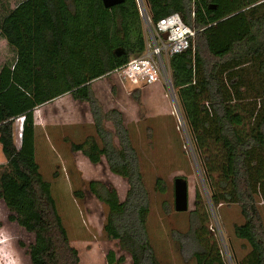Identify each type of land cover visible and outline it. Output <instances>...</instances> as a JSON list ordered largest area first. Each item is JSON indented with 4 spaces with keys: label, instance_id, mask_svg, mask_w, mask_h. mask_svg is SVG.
<instances>
[{
    "label": "trees",
    "instance_id": "16d2710c",
    "mask_svg": "<svg viewBox=\"0 0 264 264\" xmlns=\"http://www.w3.org/2000/svg\"><path fill=\"white\" fill-rule=\"evenodd\" d=\"M152 21L170 13L200 29L188 49L169 56L167 71L203 178L195 190L190 225L194 264H264V0H144ZM194 13L193 17L191 13ZM0 35L16 52L0 68V199L12 218L34 236L32 264H80L50 183L35 159L33 110L69 93L89 105L95 136L71 143L95 164L126 179L120 200L113 188L91 180L89 190L107 207L105 235L117 241L131 264H161L147 229L149 190L119 111L107 112L92 82L146 49L136 0L110 8L102 0H23L0 19ZM23 117L21 143L13 123ZM112 123L113 131L104 122ZM116 137V138H115ZM117 144H114V140ZM155 188L163 191L157 179ZM80 196V191H74ZM216 211L237 205L243 220L234 235L249 247L229 263L211 226ZM112 250L108 264H122Z\"/></svg>",
    "mask_w": 264,
    "mask_h": 264
},
{
    "label": "rangeland",
    "instance_id": "374dc122",
    "mask_svg": "<svg viewBox=\"0 0 264 264\" xmlns=\"http://www.w3.org/2000/svg\"><path fill=\"white\" fill-rule=\"evenodd\" d=\"M6 1L8 7L0 6V19L11 4L20 0ZM2 38L0 35V67L10 63L15 54ZM168 59L164 57L166 67ZM168 82L169 77L168 80L162 77L153 84L134 87L110 74L94 80L92 91L104 112L112 108L119 111L122 125L128 132L139 170L149 190L147 229L160 263L194 264L190 257L193 243L184 233L191 222L190 211L195 208V190L204 185L182 114ZM73 100L66 93L57 103L58 139L53 131H46V135L36 139L35 159L43 177L50 183L70 244L78 250L80 264H108L106 254L110 250L117 256H124L122 264H131L130 256L118 248L117 241L103 232L107 207L88 188L89 181H99L113 188L122 200L128 189L126 179L112 173L104 157L93 164L80 151H73L70 142H76L74 138L70 142L69 139L66 142L60 139L62 135L72 136L75 131L72 132L67 123L73 124L78 119L86 126L84 136H95L93 122L89 121L88 103ZM81 110L84 111L83 119H80ZM104 125L113 131L112 123L105 121ZM41 132L44 134L43 130ZM76 132L77 136L81 133ZM113 143L117 144V140ZM1 154L0 149V165H3L5 158L3 156L1 160ZM178 176L185 178L188 184V210L184 212L174 210L173 181ZM157 179L162 181L163 191L155 188ZM74 191H80L81 195L76 196ZM208 211L227 261L231 263L228 242L237 257L244 256L249 247L244 240L235 237L233 230V225L243 220L239 207L222 205L216 211L208 207ZM260 211L264 222V207ZM12 215L13 212L0 199V264H32L29 253L34 236Z\"/></svg>",
    "mask_w": 264,
    "mask_h": 264
},
{
    "label": "built area",
    "instance_id": "2783aa9c",
    "mask_svg": "<svg viewBox=\"0 0 264 264\" xmlns=\"http://www.w3.org/2000/svg\"><path fill=\"white\" fill-rule=\"evenodd\" d=\"M137 6L143 22L146 49L141 55L131 57L111 71V74L117 75L134 87L153 84L162 77L168 80L169 73L164 57L191 47L196 33L200 30L185 23L178 13H170L152 21L144 0H137ZM191 15L193 17L194 13ZM169 86L171 87L170 83Z\"/></svg>",
    "mask_w": 264,
    "mask_h": 264
},
{
    "label": "crops",
    "instance_id": "0c3cea01",
    "mask_svg": "<svg viewBox=\"0 0 264 264\" xmlns=\"http://www.w3.org/2000/svg\"><path fill=\"white\" fill-rule=\"evenodd\" d=\"M1 1H2V2H0L1 7H5V6L8 7L6 0H1ZM21 1H23V0H20L19 2L15 3V4H11L9 9L7 8V10L4 11L3 16H5L9 10L15 8V6L18 3H20ZM2 41L4 42V44H7V42L4 38H2ZM13 53H14V51H13ZM15 60H16V52L14 54V59H12V61H10V63H5V64L13 66ZM64 96H66V93L59 95V96L53 98L52 100L47 101L43 104H40L34 108V110H33L34 145H35L36 139H39L40 137L46 135V131H49L50 133H52V131L55 132L56 138L58 139V136H59V133L57 131L58 130V126H57L58 123L55 122V115H56L57 108H58L57 103H59V100ZM73 101H75V99ZM76 101H78V100H76ZM78 102H81V101H78ZM81 103H85V102H81ZM83 110L80 111V113H81L80 119H83V116H82L84 114ZM90 114H91V111H90ZM89 121L93 122L92 114H91V119ZM22 123H23V117L17 118L13 123V141H14V144L17 148L20 147V143H21ZM67 124H69V127H71L70 129L72 130V132L73 131H75V132L74 133L71 132L72 136L68 135V137L67 136L65 137L64 135H62L60 137V139H63L64 142H66L69 139V142H70V140H72V138H74V140L76 142L71 141L70 143H78L85 138V136H84L85 132L84 131H85L86 126L83 124V122L81 120L78 119V120H75V122H73V124L72 123H67ZM93 127H94V125H93ZM41 130H43L44 134L41 132ZM76 131H79V132L81 131L80 135L77 136ZM0 149H1V144H0ZM1 153H2V150H1ZM3 156L4 155L2 153L1 154V160H2ZM4 160L6 163V159H4Z\"/></svg>",
    "mask_w": 264,
    "mask_h": 264
},
{
    "label": "water",
    "instance_id": "95a60500",
    "mask_svg": "<svg viewBox=\"0 0 264 264\" xmlns=\"http://www.w3.org/2000/svg\"><path fill=\"white\" fill-rule=\"evenodd\" d=\"M124 0H102L104 7L110 8L112 6L122 3ZM193 152V150H192ZM174 194V210L177 212H184L188 210V184L183 177H175L173 181ZM209 207L213 208L209 202Z\"/></svg>",
    "mask_w": 264,
    "mask_h": 264
}]
</instances>
